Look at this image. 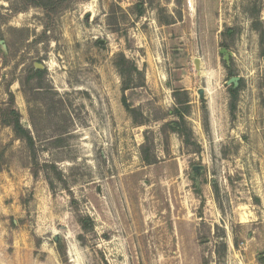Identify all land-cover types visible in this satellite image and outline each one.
I'll return each mask as SVG.
<instances>
[{
  "label": "rangeland",
  "instance_id": "1",
  "mask_svg": "<svg viewBox=\"0 0 264 264\" xmlns=\"http://www.w3.org/2000/svg\"><path fill=\"white\" fill-rule=\"evenodd\" d=\"M256 18L264 0H0V264H264Z\"/></svg>",
  "mask_w": 264,
  "mask_h": 264
},
{
  "label": "trees",
  "instance_id": "2",
  "mask_svg": "<svg viewBox=\"0 0 264 264\" xmlns=\"http://www.w3.org/2000/svg\"><path fill=\"white\" fill-rule=\"evenodd\" d=\"M23 1L25 2L26 6H42L48 10H56L57 8H59L61 6L64 7L69 2H72L75 0H23ZM141 13H143L142 10H141ZM255 28L260 33L261 51H262V54L264 56V21H261L259 18H256ZM122 60H123L122 61L123 64H126L128 62V60L124 56L122 57ZM39 74H41V70L35 71L34 73H33V71H31L30 79H33L35 76H37ZM124 90H126V88H124ZM179 95H184V99H180L178 97ZM230 96H231V100H230V104H229V109H230L231 115L234 117L236 110H237V104H238V99H239V89L232 87L230 90ZM175 97L177 100H179L178 101L179 105L176 106L172 110V114L180 116L184 120V116L186 114H189V112H190V104H189V100H188V91L187 90L176 91ZM123 103H124L127 111H129L131 113H134L136 111V109L133 108L130 105V103H128L125 95L123 98ZM1 119H2V123L4 125L12 127V129H13V131H14V133L18 139L23 140L27 143V146L29 147L34 159H36L37 154H36L35 139L32 135V132L30 131V129L26 128L25 125H23V123L21 122L20 113L16 109H11L9 111L5 110L4 112H2ZM140 123H143V122H140ZM177 124L179 126L178 127L179 132L184 136L183 130L181 129V128H184V123L179 122ZM190 138H191V134L189 133L187 135V138H186L187 143L190 141ZM144 160L149 164L155 163L154 159L151 160L149 158L148 152L146 153ZM44 167L48 168V169L49 168L56 169V166L54 164H50V163H45Z\"/></svg>",
  "mask_w": 264,
  "mask_h": 264
},
{
  "label": "water",
  "instance_id": "3",
  "mask_svg": "<svg viewBox=\"0 0 264 264\" xmlns=\"http://www.w3.org/2000/svg\"><path fill=\"white\" fill-rule=\"evenodd\" d=\"M3 43V42H2ZM3 46H4V44H3ZM5 47V46H4ZM220 52H221V54H223L224 55V60L227 62V64L229 63V61H230V59H231V52L227 49V48H222L221 50H220ZM200 65H201V62H200V59H197V61H196V67H197V69H200ZM239 80H240V77L239 76H233V77H231L230 79H229V81H228V83L229 84H237L238 82H239ZM205 92H206V89L205 88H200L199 89V94H200V96H201V98H204L205 97ZM201 168H203L202 166L201 167H199V166H195L194 167V171L196 172V173H198V171H199V169H201Z\"/></svg>",
  "mask_w": 264,
  "mask_h": 264
}]
</instances>
